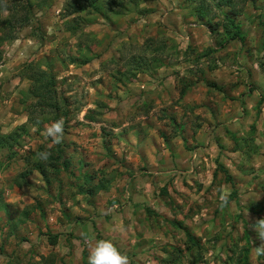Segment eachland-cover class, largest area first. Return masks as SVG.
I'll return each mask as SVG.
<instances>
[{
    "label": "rangeland",
    "instance_id": "374dc122",
    "mask_svg": "<svg viewBox=\"0 0 264 264\" xmlns=\"http://www.w3.org/2000/svg\"><path fill=\"white\" fill-rule=\"evenodd\" d=\"M0 1L13 5L15 0ZM123 1L126 6L113 11L103 4L97 11L70 14L65 5L71 0H30L32 9L18 8L14 31L0 23V132L26 126V131L17 133L14 147L0 151V264H88L90 244L99 239L111 240L130 264H264V256L253 252L254 241L257 246L260 241L248 227L264 217L259 134L254 139L253 129H245L244 134L240 129V137L250 136L253 142L246 149L241 138L243 151L226 162L229 168L222 164L227 159L207 164L198 157L197 171L176 173L177 183L169 178L162 186L156 174L124 173L127 159L112 128L134 118L126 104L135 74L153 77L161 60H166L163 67L191 75L189 82L224 75L223 68L212 70L224 52L211 54L217 47L215 37L195 14L203 2L217 24L224 19L223 10L212 0ZM25 14L30 20L23 26ZM7 17L8 11L0 10V22ZM238 21L243 23L245 42L233 48L244 49L246 59L240 60L237 70L249 77L247 58L264 57V47L251 56L248 51L257 50L263 41L259 23L264 22V3L250 1ZM28 65L30 73L32 68L47 69L55 77L54 88L66 100L61 144L42 134L54 121L51 115L39 126L29 121L27 107L34 97L32 79L23 76ZM154 84L158 87L162 82L156 79ZM257 101L244 103L250 116L243 111V124L256 123ZM156 107L154 114L161 122L165 115L164 122L177 133L180 129L170 120L176 121L178 113H163L161 106ZM201 115L193 111L195 130ZM58 147L65 150L60 157L67 160L65 165L58 160L51 165V157L44 163L36 156ZM40 164L49 182L31 170ZM27 171H33L28 183L20 177ZM221 187L231 191L225 208L219 206Z\"/></svg>",
    "mask_w": 264,
    "mask_h": 264
},
{
    "label": "crops",
    "instance_id": "0c3cea01",
    "mask_svg": "<svg viewBox=\"0 0 264 264\" xmlns=\"http://www.w3.org/2000/svg\"><path fill=\"white\" fill-rule=\"evenodd\" d=\"M233 45L243 47L242 42L232 41L225 48H220L224 55L216 60L212 70L219 71L223 68L225 72L222 76L213 75L212 81L216 86H209L203 80L196 82L195 77L196 83L191 81L189 87L184 90L182 81L191 80V75L176 71L170 66L157 69V75H153L155 78L140 72L135 75L127 90L129 102L126 104L128 113L132 112L134 118L122 126L112 127L118 137L115 140L120 141L121 151L127 159L124 173L140 176L144 171L150 172L153 177L156 174V177L162 179V186H165L172 178L174 183L179 181V175L176 173L197 171L194 164L198 157L207 164L210 160H219L222 163L227 159L222 164L229 168L226 162L232 161L233 156L239 155L240 152L236 148L234 137L241 136L240 129L244 134L245 129L250 130L253 126L256 128L254 139L256 134L260 135V153L264 155V139H261L264 138V67L260 64L264 63V57L260 58L261 62L247 58L251 61L249 71L246 72L249 77L240 75L241 72H238L237 68L241 69L240 60L246 59V51H237ZM254 52L257 50L253 47L252 53ZM243 62L245 66L248 65L247 60ZM156 79H160L162 85L157 87L154 84ZM217 86L218 89L215 90ZM216 94L219 99L215 98ZM254 98L258 100L256 105L259 106L256 107L260 109L259 120L257 118L256 123L252 121V125L248 126L242 121L244 103ZM156 105L161 106L163 113H178L176 121L170 120L172 126L176 124L180 129L177 133L164 122L168 120L164 118L165 115H162L161 122L154 114V111L159 110ZM249 108L253 112L251 105ZM193 111L202 114L200 125L196 126L197 130L193 124ZM245 113L250 116L248 110H245ZM121 131L124 133L121 134ZM34 171L42 176L40 171ZM28 177L29 175L27 183L30 178ZM147 184L152 185L151 179Z\"/></svg>",
    "mask_w": 264,
    "mask_h": 264
},
{
    "label": "trees",
    "instance_id": "16d2710c",
    "mask_svg": "<svg viewBox=\"0 0 264 264\" xmlns=\"http://www.w3.org/2000/svg\"><path fill=\"white\" fill-rule=\"evenodd\" d=\"M130 4H138L140 0H126ZM193 1V0H191ZM206 1V0H205ZM214 2H217L216 4L213 2L212 4H215L218 9L223 10V21L219 19L218 23L215 24L213 23V18L208 17L211 14V8L205 7L204 3L196 8L195 14L198 18H200L202 21L205 20V23L208 26V30L212 35L215 37V43H216V48H213L211 50V54H215L220 50V48H225L228 44H230L232 41H240V42H245V33H244V27L243 23L241 21H238V16H240L246 5L251 1L253 3L259 2V4L262 5L264 3V0H212ZM24 0H15L14 3L11 4H6L2 5L0 1V10L1 11H8L9 17L1 20V25L5 29V25H7V29H9V32H12L15 30V27H13V19L19 20L18 14L20 10L18 9L19 7L21 9L28 8L32 9V3L30 0H27V2ZM103 4L107 9H110V11H113L115 8H122L125 7V1L123 0H71V2L66 3L65 9L70 13V14H80L84 11L94 9V10H99ZM207 6H209L207 4ZM119 11H116L118 13ZM21 13V12H20ZM105 16L106 13H103ZM216 17L217 15H214ZM22 18H25V21H23V26L29 25V20L30 17L28 15L22 16ZM259 26H261V30L264 33V22H260ZM244 46V45H243ZM264 47V38L263 41L259 44V47L257 48L258 51H262ZM252 50L251 48H248V51L251 52L250 56L252 55ZM209 52V51H208ZM209 54V57L210 55ZM2 57V54L0 55ZM204 57V56H200ZM3 59L0 58V64L2 63ZM261 62V60L259 61ZM166 64V60H161L159 66H163ZM262 68L264 67V63H260ZM32 65V64H31ZM31 65H28L25 67L26 71L24 70V77H30L32 79V95L34 97V101L30 103L28 108V118L30 123L35 126L41 125L44 121H48L50 118L51 120H59L61 119L62 112H66L67 110L63 111L62 110V103L64 102L65 98L63 97V93L59 92L58 89L56 90V87L54 88L55 85V77L47 71V69H31V73L28 72L30 69ZM155 68V69H157ZM152 73H154L156 70ZM30 73V74H29ZM23 74V73H22ZM29 74V75H26ZM130 75H134L130 73ZM136 75V74H135ZM122 80V79H121ZM183 85L184 90L189 87L191 84L188 80H183ZM203 82H206L209 86H216L214 81H209L205 80L203 78ZM34 86V87H33ZM66 101V100H65ZM52 116L49 118V116ZM49 118V119H46ZM53 118V119H52ZM174 120V119H172ZM19 128V127H18ZM253 132H256V128L253 126L252 127ZM17 130V129H16ZM12 131L10 133H1L0 132V150L4 149H11L14 147L18 141L16 140L17 133L19 135V132L21 130L26 131V126L22 125L20 126V129L18 131ZM249 132V131H248ZM247 134V133H246ZM241 138L244 139L245 141V148L247 146H250L253 142V139L250 138V136H245L244 137H234L235 143L237 144L236 148L240 150L239 144L241 142ZM48 151L52 152L51 159L52 164L56 163V160H58V163L67 161L66 159H61L60 157L65 153L64 148H57L54 150L53 148H48ZM56 151L58 152L59 156L56 155ZM243 151V150H240ZM221 164V163H220ZM224 166V165H223ZM225 167V166H224ZM31 170H38L41 172L43 175V178L46 179L48 182V177L46 176L47 171L45 170V166L43 164H40L38 166H35L31 168ZM33 171H27L26 173L21 174V178L23 181L27 182V176ZM262 209V208H261ZM191 239H194L193 236H190Z\"/></svg>",
    "mask_w": 264,
    "mask_h": 264
},
{
    "label": "clouds",
    "instance_id": "9594fccd",
    "mask_svg": "<svg viewBox=\"0 0 264 264\" xmlns=\"http://www.w3.org/2000/svg\"><path fill=\"white\" fill-rule=\"evenodd\" d=\"M50 139L53 144H61L64 139V121L63 119L55 120L47 124L42 133ZM52 153L50 151H40L36 153L39 161L46 163ZM219 206L228 207L230 203V189L221 187L219 190ZM248 227L256 233V240L260 241L257 246L254 241L253 252L255 256H264V217L257 218L254 222L248 223ZM88 241L89 237H83ZM88 264H130L126 254L121 253L111 240L99 239L90 244Z\"/></svg>",
    "mask_w": 264,
    "mask_h": 264
}]
</instances>
